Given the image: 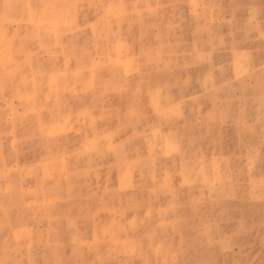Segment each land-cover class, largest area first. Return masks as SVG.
<instances>
[{
    "label": "rangeland",
    "instance_id": "obj_1",
    "mask_svg": "<svg viewBox=\"0 0 264 264\" xmlns=\"http://www.w3.org/2000/svg\"><path fill=\"white\" fill-rule=\"evenodd\" d=\"M0 264H264V0H0Z\"/></svg>",
    "mask_w": 264,
    "mask_h": 264
}]
</instances>
